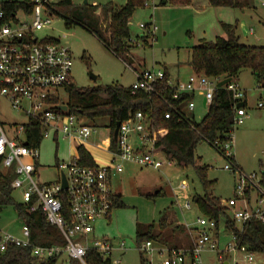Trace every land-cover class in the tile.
<instances>
[{
    "label": "built area",
    "instance_id": "1",
    "mask_svg": "<svg viewBox=\"0 0 264 264\" xmlns=\"http://www.w3.org/2000/svg\"><path fill=\"white\" fill-rule=\"evenodd\" d=\"M62 0H31V11H18L12 19H5V12L0 8V97L7 100L11 106L20 111L21 115L29 118H39L43 123V139H70L71 143L83 144L88 142L96 129L83 124L80 117L69 114L58 108L62 92L74 85L72 78L73 56L70 47L51 36L40 37L37 33L47 29L52 20L59 17L55 4ZM147 4V2H146ZM145 4V5H146ZM264 6V0H261ZM144 30L141 37L152 42L158 30L153 23L140 24ZM140 38L131 43H143ZM125 64L130 66L129 60ZM135 81L130 86L133 91L142 90L157 94V87L165 82V70L153 66L151 69L138 71L133 69ZM222 79L193 73L186 82L174 85L169 79L164 83L174 89V98L180 93L194 95L198 91L205 94L210 107L215 98L217 84ZM224 88L232 94L234 100L235 124H242L247 116L246 107L238 105L246 103L244 90L233 79ZM263 108L264 103L259 102ZM186 109L194 111L193 97L187 102ZM174 110V109H173ZM171 112L165 117L170 118ZM111 137L109 134L108 144ZM157 134L150 127L149 119L143 112L138 111L128 120L121 122L117 147L110 153L114 157L110 165L85 166L79 157L68 161L62 160L57 164L58 180L53 183L41 181L38 171L40 146L31 148L25 145V130L23 124L17 128L14 137L8 136L0 121V157L5 168L15 172L13 188L20 190L22 203L30 205L32 212L41 211L52 225L61 231L65 246H33L32 254L40 260L59 258L58 264H70L77 259L86 264L84 258L88 251L95 250L112 264H121L120 256H113V251L126 250L123 239L116 241L114 246L110 239L95 237V223L102 219H110L115 208V194L110 183L113 172L122 171V161H129L141 166L161 168L166 157L161 160L162 153L156 149ZM233 136L221 143L216 140L213 148L218 149L229 164L225 169L236 175L235 195L224 206L230 211L239 232H243L251 222H264V170L261 172H246L234 161L232 151ZM27 161H26V160ZM117 160V161H116ZM64 175L66 187L63 185ZM187 189V183L181 185ZM189 199V197H187ZM187 207L190 206L188 200ZM203 229L193 239L191 247L173 248L162 245L155 250L154 242L147 240L138 248L142 253L152 255L157 252L162 258L158 264H204L201 253L204 251L219 252V261L228 264H252L255 254L246 246L240 245L238 236L232 234V239L224 250H220V233L215 220L199 219ZM22 238L0 231V251L4 252L9 246L31 247L30 228L22 226ZM229 255L225 260L224 254ZM153 264L152 258L147 259Z\"/></svg>",
    "mask_w": 264,
    "mask_h": 264
},
{
    "label": "rangeland",
    "instance_id": "2",
    "mask_svg": "<svg viewBox=\"0 0 264 264\" xmlns=\"http://www.w3.org/2000/svg\"><path fill=\"white\" fill-rule=\"evenodd\" d=\"M8 0H0L1 2ZM21 1V0H12ZM127 0H72L73 5L82 8L87 5H97L96 15H100L104 5L112 3L123 5ZM153 23L158 30L148 46L141 43L132 50L135 59L133 68L138 71L151 69L153 66L167 70L173 82H186L191 74L192 48L200 41H214L217 36H224L223 24L237 27L236 32L242 43L247 45L264 46V6L261 0H253L250 7L245 9L233 7H213L207 0H195L193 5L179 6L170 2L163 4L162 0H149L143 7L138 8L130 20V31L133 39L144 35L140 24ZM38 36H51L68 45L72 51V78L76 88H92L120 84L130 87L135 81L133 68L124 60L113 54L108 48L109 32L99 28V36L80 24L67 27L60 17H55L49 27ZM91 75L96 76L92 79ZM237 83L244 90L247 100V116L243 124H236L233 132L232 151L239 166L246 172H261L264 170V109L258 108L259 100L264 99V88L249 69H243L237 77ZM61 103L69 100L68 91H63ZM195 111L187 112L189 117L200 122L207 114L209 106L202 91L196 92L194 98ZM194 115V117H193ZM0 121L8 136L14 137L17 128L28 121V117L0 97ZM80 121L96 129L89 140L88 149L93 155L99 152L106 165L114 159L111 153L104 152L100 146L107 140L108 119L89 120L80 115ZM17 124L18 127H13ZM61 139V138H60ZM73 152L70 139H61L57 144L52 138H46L40 145V161L45 167L40 168L41 181L53 183L58 180V170L54 168L56 155L68 161ZM200 164L207 165V176L215 181L211 193L222 201H228L235 195L236 175L225 169L229 162L211 145L202 141L196 148ZM113 158V159H112ZM165 157L161 156L164 161ZM26 160V159H25ZM27 161V160H26ZM117 161V160H116ZM122 171L111 175V189L115 194L122 195L125 206L114 208L111 220L102 219L95 223V237L110 239L117 247L116 241L123 239L126 250L113 251V256H120L121 264H141L142 256L147 260L152 258L153 264L161 262L157 252L152 255L142 253L136 240V223L160 225L164 217L171 222V227H184V231H176L175 243L183 244L192 241L203 229L199 219L208 218L192 201L195 195H203L204 190L195 169L192 166L180 167L175 163L166 162L156 169L141 166L129 161H122ZM105 165V164H104ZM187 183V189L181 185ZM16 203H22L20 190L12 194ZM189 197V199H187ZM190 206L187 207V202ZM224 205V204H223ZM229 215L230 211H228ZM23 222L13 206H7L0 212V231L22 238ZM165 233H171L173 228ZM220 250H224L232 239V234L219 224ZM153 241V240H152ZM155 250L162 242L153 241ZM185 244V243H184ZM168 246V245H165ZM204 264H222L219 252L204 251L201 253ZM225 260L229 259L227 253ZM231 264V263H229ZM252 264H264V254H255Z\"/></svg>",
    "mask_w": 264,
    "mask_h": 264
},
{
    "label": "trees",
    "instance_id": "3",
    "mask_svg": "<svg viewBox=\"0 0 264 264\" xmlns=\"http://www.w3.org/2000/svg\"><path fill=\"white\" fill-rule=\"evenodd\" d=\"M149 0H127L123 5L109 3L103 6L100 15H96L97 6L87 5L78 8L72 0H62L55 4L54 11L62 18L67 27L80 24L99 36V28L103 27L109 32L108 48L117 57L125 61L131 57L132 50L138 45L131 43L130 20L135 11L145 6ZM174 5L188 6L193 0H162ZM213 7H233L245 9L251 6L253 0H208ZM31 0L4 1L0 8L5 12V19H12L21 9L31 11ZM237 27L232 24H223L224 36H217L214 41L200 40L193 48L190 66L194 73L206 75L211 78L224 79L233 77L237 79L243 69H249L259 85L264 83V46L247 45L240 41L236 32ZM137 37L136 39L138 40ZM144 46L150 45L147 38L141 37ZM133 68V64H130ZM134 69V68H133ZM165 82L169 78L165 70ZM164 82V83H165ZM160 84L158 93H148L142 90L133 91L131 87L120 84H111L105 87L68 88L69 100L67 102L69 114L89 120L100 118L108 119L105 124L112 135L117 122H124L141 111L150 121L151 129L157 134L156 149L174 162L177 166H192L201 182L203 195H195L192 201L210 219L219 224L224 221L225 228L238 236L240 245L246 246L256 254H264V222H251L243 232H239L228 209L222 201L213 196L211 189L215 181L208 179V166L200 164L196 155V148L205 141L212 147L216 140L222 144L228 141L235 130V111L232 94L226 88L215 91L213 104L200 122L189 117L185 104L190 100L189 93H180L174 98V89ZM174 109V110H173ZM172 116L166 118V113ZM13 127H18L17 124ZM25 139L28 147L35 148L43 142V123L39 118H29L23 124ZM117 147L111 137L110 149ZM219 154L221 152L214 148ZM80 163L85 166H96L91 155L83 145L77 147ZM234 161L237 163L236 159ZM16 175L12 168H5L0 157V212L7 206H13L23 224L30 228L31 247L12 245L6 251H0V264H58L59 258L40 260L32 254L33 246H65V239L55 225L46 221L41 211L32 212L30 205L16 203L12 194L13 181ZM115 207L125 206L122 195L115 194ZM167 217L161 220L157 227L155 224H136V240L138 245L153 240L162 242L173 248H184L175 243V232L184 231V227H171ZM173 228L171 233H165L168 228ZM190 245L189 247H191ZM86 264H112L109 258L95 250L87 252L84 258ZM70 264H82L77 259H72ZM141 264H148L142 256Z\"/></svg>",
    "mask_w": 264,
    "mask_h": 264
},
{
    "label": "crops",
    "instance_id": "4",
    "mask_svg": "<svg viewBox=\"0 0 264 264\" xmlns=\"http://www.w3.org/2000/svg\"><path fill=\"white\" fill-rule=\"evenodd\" d=\"M208 1V0H207ZM163 3V2H162ZM195 3V0H193V2H192V4L191 5H193ZM163 4H166V3H163ZM95 6H97V5H95ZM131 58L133 59V63H130V64H134V62H135V59L133 58V56L131 55ZM191 68V67H190ZM191 74H193L194 72H193V70H192V68H191ZM168 74H169V72H168ZM190 74V75H191ZM254 76V75H253ZM174 85H177L180 81L179 80H177V82H173L172 81V77H171V75L169 74V78H168ZM256 79V78H255ZM260 87H262V88H264V83L262 84V85H260ZM263 96H264V91H263ZM195 96H196V93L192 96L191 95V98L193 97V99L195 98ZM190 98V99H191ZM259 102H263L264 103V99H261V100H259ZM244 103V102H243ZM259 104V103H258ZM186 105H187V103L185 104V110H186V112H189L187 109H186ZM244 105H245V107L247 106V100H246V103H244ZM243 105V106H244ZM195 108H196V105H195ZM258 108L259 109H264V107L263 108H261V107H259L258 106ZM209 110V109H208ZM194 111H195V109H194ZM194 111H192V114H193V112ZM190 113V112H189ZM193 117H194V115H193ZM83 124H86L85 122H82ZM244 123V122H243ZM242 123V124H243ZM24 124V123H23ZM86 125H89V124H86ZM90 126V125H89ZM92 127V126H91ZM102 127H107V126H102ZM106 133H107V140L105 141V143H103V145L102 146H100L99 145V147H101V149L104 151V152H109L110 153V146H109V144H108V137H109V134H110V132H109V130L107 129V131H106ZM53 140L54 141H56V143L58 144L59 143V140H61V139H56V138H53ZM72 144V149H73V152H71L70 153V156H69V158H68V160H70V159H72V158H74V157H79V155H78V151H77V147L79 146V144H76V143H71ZM91 144H93L92 142L91 143H89V141L88 142H86V143H83V144H81V145H83L84 147H85V149L88 151V153L91 155V157L93 158V160H94V162L96 163V165H101V166H105L106 164H107V162H105L104 163V159H102L101 158V154H100V152L97 154V155H93L92 154V152L90 151V148L88 149V145H91ZM162 153V152H161ZM162 156H164V154L162 153ZM165 157V156H164ZM113 159V158H112ZM55 160H56V163H55V165H54V168L55 169H57V164L60 162V161H62V160H65V159H61L60 160V158L56 155V158H55ZM112 161L113 160H111V162H110V164L112 163ZM237 161V160H236ZM105 164V165H104ZM110 164H108V165H110ZM239 165V164H238ZM41 167H45V165L44 164H42L41 163V161H39V163H38V171H40V168ZM39 174H40V172H39ZM114 193V192H113ZM115 194V193H114ZM112 218V217H111ZM111 218L110 219H108V220H111ZM137 224V223H136ZM219 230V229H218ZM185 243V244H184ZM179 245H181V247H189L190 245H192V241H189V240H186L185 242H183V244H181L180 243V239H179ZM225 262H227V261H225ZM225 262H223L222 264H225Z\"/></svg>",
    "mask_w": 264,
    "mask_h": 264
},
{
    "label": "water",
    "instance_id": "5",
    "mask_svg": "<svg viewBox=\"0 0 264 264\" xmlns=\"http://www.w3.org/2000/svg\"><path fill=\"white\" fill-rule=\"evenodd\" d=\"M87 3H88V0H85V4H87ZM163 3H166V1H164ZM129 62L130 63H133V59L131 57H129ZM91 77H92V79H96L97 78L94 75H91ZM232 80H233V77L224 78V79H222L221 81L218 82L217 87L218 88L225 87ZM243 105H244V103H240L238 105V107L243 106ZM58 108L61 109V110H63V111H65V112L68 111V105H60V106H58ZM120 125H121V122L120 121L117 122L116 127H115L114 132H113V139H114L115 142L117 141V137H118V132H119ZM24 144L27 145L28 143L25 142ZM62 178H63V185L66 187L67 184H66V179H65L64 175L62 176ZM225 264H228V262H225Z\"/></svg>",
    "mask_w": 264,
    "mask_h": 264
}]
</instances>
